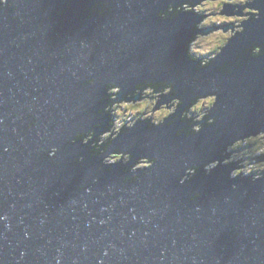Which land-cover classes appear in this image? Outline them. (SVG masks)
Masks as SVG:
<instances>
[{"label": "water", "instance_id": "water-1", "mask_svg": "<svg viewBox=\"0 0 264 264\" xmlns=\"http://www.w3.org/2000/svg\"><path fill=\"white\" fill-rule=\"evenodd\" d=\"M203 1L0 0V264H264V169L225 161L264 134V0L206 28ZM141 85L171 86L177 112L101 142L108 104Z\"/></svg>", "mask_w": 264, "mask_h": 264}, {"label": "rangeland", "instance_id": "rangeland-1", "mask_svg": "<svg viewBox=\"0 0 264 264\" xmlns=\"http://www.w3.org/2000/svg\"><path fill=\"white\" fill-rule=\"evenodd\" d=\"M225 1H227V0H207V1H204L203 3H201L195 7L196 8L195 10H197L201 13L210 14L205 18V20L203 22H201L202 23L201 26L206 25V27H207V26H212L214 24L220 25V24H224V23L240 22L242 19L244 20L247 17V15H243V16L230 15V16H227L224 14H218L217 12H220V10L223 8V4ZM245 1L246 0H233V2L238 3V4L245 3ZM222 2H223V4H222ZM212 13H216V14L214 15ZM199 25H200V23H199ZM231 30L232 29H228V30L224 31L223 29H218V30H214V31L208 33L207 35H198L191 45V52L193 51L198 56H202L203 58L214 55L215 52H213V50H211V49L214 48L215 43L224 42L225 38L231 36ZM119 89H120V87L110 89V91H109L115 100H116L117 93H118ZM170 90H171V88H170ZM144 92H148V93L153 92L154 95H157V93L152 89V87H147L144 90ZM158 94H159V92H158ZM213 97L214 96H208V97L203 98L202 100L198 101L196 104L193 105V107L195 106V108H194L195 111H199L198 113H196L198 115V118L200 117L199 119H202L206 115V110H207L206 108L208 106L210 107V105L212 104L213 100L210 98H213ZM157 98H158V95L150 97V95L148 94L145 97L141 98L140 100H136V101L131 100L129 98H128L129 100L115 101L114 104H112V106H111V111L114 115L113 120H112L114 130L112 129L113 130L112 132H110L111 130H106L104 133L107 132L106 133L107 135H110V134L114 135L115 132L117 133L133 117H166L167 115H169L171 112H173L176 109L177 104H172V103L170 104L171 106H169L167 104H163L161 107H157V103H158V101L156 102ZM154 101H155V103H153ZM199 106H200V108H199ZM190 112L192 114L194 113L192 110ZM194 128L199 129L200 126L197 125ZM263 139H264V136H263ZM263 148H264V146H263ZM234 149H237V150L234 153H232L233 157L230 156V157L226 158L225 161L231 162V159L243 156L242 153H245L246 154L245 157H248L249 155H253V153L256 151L254 149L255 151L253 150L252 152L246 153V150H244L245 149L244 147L235 148V144L233 146H230L228 151L232 152ZM121 158H122L121 154H119L118 156L113 155V157H111V159H114V160L115 159H121ZM243 163L247 167H245V165H243V167L235 169L233 171L234 172L233 175L236 174V171H239V170L248 171V173L256 172L255 170H257V169L254 168V170H253L252 168H250L249 160L247 161V158L245 159L243 157ZM255 163H257V162H255Z\"/></svg>", "mask_w": 264, "mask_h": 264}, {"label": "trees", "instance_id": "trees-1", "mask_svg": "<svg viewBox=\"0 0 264 264\" xmlns=\"http://www.w3.org/2000/svg\"><path fill=\"white\" fill-rule=\"evenodd\" d=\"M248 1H250V0H248ZM227 1H225L224 3H226ZM222 4H223V2H222ZM243 4V3H242ZM225 15V14H224ZM227 16H229V15H227ZM227 41V39L226 40H224V42H218V43H215V46H214V48L213 49H211V50H213V52H216L217 50H220V48L225 44V42ZM212 56H214V55H212ZM212 56H209V57H212ZM203 58V57H202ZM150 87H152V89L154 90V91H156V93H157V95H158V98L156 99V102L157 101H159V95H160V93L163 91V90H158V89H160V88H156V87H153V86H150ZM158 92H159V94H158ZM145 93V94H144ZM143 93V95L145 96L146 94H149L150 95V97H152V96H157V95H154L153 94V92H150V93H148V92H144ZM152 95V96H151ZM210 99H212L213 101H214V97L213 98H210ZM198 101H200V99L198 100ZM153 103H155V101L153 102ZM152 103V104H153ZM213 103V102H212ZM212 106V104L210 105V107ZM195 106L194 107H192V108H190V110H192L194 113L192 114L191 113V115L192 116H194L195 117V120H200L198 117H196V113H198L199 111H195ZM199 108H200V106H199ZM208 108H209V106L206 108L207 110H206V115L208 114ZM202 109V108H201ZM141 114V113H140ZM187 115H188V112L186 113ZM135 118V117H134ZM138 117H136V119H137ZM263 136H264V134H259L258 136H253V137H250V138H247L245 141H238L236 144H235V148H237V147H244L245 149L244 150H246V153L247 152H252L254 149L256 150H254L255 152L253 153V155H249L248 157H245L246 156V154L245 153H242L243 154V156H240V158L241 157H244L245 159L247 158V161L249 160V165H250V168H252L253 170H254V168L255 169H257V170H255V171H259V172H261L264 168V148H263V146H264V139H263ZM262 137V138H261ZM116 156H118V155H116ZM242 160V159H241ZM246 162V161H245ZM255 162H257V163H255ZM245 165V164H244ZM245 167H247L246 165H245ZM263 168V169H262ZM248 172V171H247Z\"/></svg>", "mask_w": 264, "mask_h": 264}, {"label": "bare ground", "instance_id": "bare-ground-1", "mask_svg": "<svg viewBox=\"0 0 264 264\" xmlns=\"http://www.w3.org/2000/svg\"><path fill=\"white\" fill-rule=\"evenodd\" d=\"M205 1H207V0H205ZM204 2V1H203ZM203 2H201V3H203ZM200 3V4H201ZM226 3H232V4H238V3H235V2H233V0H227V2ZM199 5V4H198ZM194 9H195V7H194ZM203 14H205V13H203ZM230 16V15H229ZM239 16H243V15H239ZM207 17V16H206ZM205 17V18H206ZM205 18L202 20V22L205 20ZM207 27H210V26H207ZM229 29H231V28H229ZM147 87H150L149 85L148 86H144V85H141V87H138V89L137 90H139L140 91V93H139V95L140 96H135V95H133V100L134 101H136V100H140L141 98H143V92H144V90L147 88ZM120 90H121V88H120ZM119 90V91H120ZM159 91L160 90H163L161 93H160V95H159V101H158V103H157V107H161L163 104H167V105H169V106H171L170 104L172 103V104H177L176 105V109L173 111V112H171L170 114H174L175 112H177V110H178V108H179V106H180V98H170L169 100H167V99H165V96H164V94H168V93H170V87L169 86H166V88H164V89H158ZM166 90V91H165ZM123 100H129L126 96L123 98ZM176 101V102H175ZM174 106V105H173ZM191 110L190 109H188V111H186L185 112V114L188 112V116H190V118L192 119L193 118V116H191V112H190ZM111 113H112V111H111V104H108V106H107V114H106V121H105V125H106V122L110 119V116H111ZM206 117V115L202 118V119H204ZM201 119V120H202ZM197 121V120H196ZM198 121H200V120H198ZM199 126H200V124H198ZM194 127H196V126H194ZM201 127V126H200ZM114 128V126L112 125V129ZM114 130V129H113ZM259 134H263V133H258V134H256V135H254V136H258ZM252 137V136H251ZM262 138V137H261ZM234 144H236V143H234ZM233 144V145H234ZM232 145V146H233ZM229 147L230 146H228L227 147V151H228V149H229ZM229 152V151H228Z\"/></svg>", "mask_w": 264, "mask_h": 264}, {"label": "clouds", "instance_id": "clouds-1", "mask_svg": "<svg viewBox=\"0 0 264 264\" xmlns=\"http://www.w3.org/2000/svg\"><path fill=\"white\" fill-rule=\"evenodd\" d=\"M201 24L202 23H200V27H202V28H206V25L205 26H201ZM229 38V37H228ZM195 40V39H194ZM228 40V39H227ZM219 50H217L216 52H215V54L218 52ZM193 52V51H192ZM194 54H196L195 52H193ZM214 54V55H215ZM197 55V54H196ZM198 56V55H197ZM199 58H202V56H198ZM149 86H152V85H149ZM153 87H156V86H153ZM170 88H171V86H169ZM157 88V87H156ZM161 89H164V88H161ZM156 92V91H155ZM139 93H140V91L139 90H137L136 92H135V95H139ZM140 96V95H139ZM193 107V106H192ZM209 109V108H208ZM185 115H187V114H185ZM197 117H198V115H196ZM193 118H194V120H195V117L193 116ZM201 120V119H200ZM198 121V120H197ZM124 127V126H123ZM195 129V128H194ZM111 131L110 132H112L113 130H112V127H111V129H110ZM107 133V132H106ZM106 133H104L103 135H102V137H101V142H103L104 141V139H106L107 137H109L110 135H112V134H110V135H107ZM93 135V133H87V135H86V139H85V141L87 140V139H89L91 136ZM114 135H116V132H115V134ZM238 142V141H237ZM236 142V143H237ZM232 146V145H231ZM234 153V152H233ZM240 157H237V158H234V159H231V162L232 161H235V160H238ZM111 159V158H110ZM243 165H244V163H243ZM240 173H246V174H249L247 171H243V170H239V171H236V174L235 175H237V174H240Z\"/></svg>", "mask_w": 264, "mask_h": 264}, {"label": "flooded vegetation", "instance_id": "flooded-vegetation-1", "mask_svg": "<svg viewBox=\"0 0 264 264\" xmlns=\"http://www.w3.org/2000/svg\"><path fill=\"white\" fill-rule=\"evenodd\" d=\"M240 4H242V3H240ZM244 10H245V12H250V9H248V8H245ZM242 22H243V19L240 21V23H242ZM239 29H240V28H239ZM226 39H228V37L225 38V40H226ZM143 93H144V92H143ZM144 94H145V93H144ZM146 95H148V94H146ZM146 95H145V96H146ZM142 96L145 97L144 95H142ZM229 155H230L231 157H233V154H232L231 151H230V154H229Z\"/></svg>", "mask_w": 264, "mask_h": 264}]
</instances>
